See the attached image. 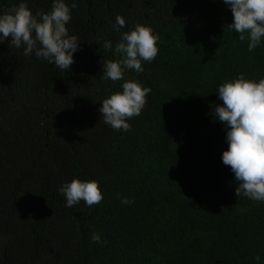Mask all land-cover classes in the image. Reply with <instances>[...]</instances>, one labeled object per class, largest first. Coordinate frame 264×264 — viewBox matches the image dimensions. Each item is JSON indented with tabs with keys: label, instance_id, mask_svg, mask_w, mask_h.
<instances>
[{
	"label": "trees",
	"instance_id": "trees-1",
	"mask_svg": "<svg viewBox=\"0 0 264 264\" xmlns=\"http://www.w3.org/2000/svg\"><path fill=\"white\" fill-rule=\"evenodd\" d=\"M0 264H264V0H0Z\"/></svg>",
	"mask_w": 264,
	"mask_h": 264
}]
</instances>
